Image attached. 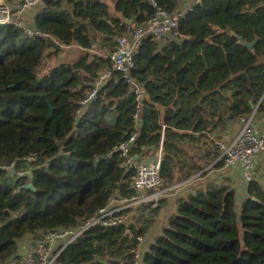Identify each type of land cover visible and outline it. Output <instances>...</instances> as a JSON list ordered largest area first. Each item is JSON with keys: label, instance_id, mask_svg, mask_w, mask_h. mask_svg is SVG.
<instances>
[{"label": "trees", "instance_id": "16d2710c", "mask_svg": "<svg viewBox=\"0 0 264 264\" xmlns=\"http://www.w3.org/2000/svg\"><path fill=\"white\" fill-rule=\"evenodd\" d=\"M113 1L136 26L156 13L149 0ZM157 3L170 14L179 9V0ZM34 27L85 46L92 32L117 42L125 29L104 0H47ZM229 28L250 44L259 37L254 51L228 34ZM47 47L43 36L0 27V264L27 235L72 227L112 199L136 195L135 171L124 167L120 153H111L135 134L134 155L162 144L167 188L192 175L175 179L188 164L186 145L198 148L194 154L201 161L189 166L196 173L223 168L224 137L211 135L264 107V0H204L183 15L169 39L145 37L132 71L143 91L141 106L133 85L118 72L83 106L94 85L74 69L59 65L38 76ZM102 60L96 56L85 68ZM29 156L32 179L2 169ZM175 207L162 231L147 241L140 264H264V188L257 181L249 183L240 204L232 186L210 184L176 199ZM137 211L124 212L127 225L90 229L65 249L59 264H137L132 250L147 233L132 222Z\"/></svg>", "mask_w": 264, "mask_h": 264}, {"label": "built area", "instance_id": "2783aa9c", "mask_svg": "<svg viewBox=\"0 0 264 264\" xmlns=\"http://www.w3.org/2000/svg\"><path fill=\"white\" fill-rule=\"evenodd\" d=\"M47 0H15L11 3L8 0H0V27L14 26L22 30L28 36H43L47 42L49 50L55 51L61 65L72 68L85 57V52L74 45L65 44L53 36L43 35L35 30L34 24L30 22V14L44 6ZM105 2L107 0H104ZM204 0H190L188 4L177 10L174 14L159 8L157 0H149L151 5L156 8L155 15L141 26H126L124 32L117 40L116 48L107 56L112 63V68L101 78V81L88 92L86 99L82 102L83 106L91 105L98 95V90L106 82L112 73L118 72L127 83L133 85V90L140 103L144 97L140 86L136 84L132 77L135 68V56L141 47L145 37L152 36L157 41H164L171 37L177 29L179 20L187 12L202 5ZM114 30H120L119 26H114ZM101 56L100 53L91 54L90 60ZM243 123L241 131L232 137L223 139L220 143L221 159L225 160V166L234 167L241 164L240 183L244 186L249 185L256 173V158L258 154L264 152V135L259 133L255 123V112L247 117L240 119ZM133 138L115 147L111 153H120L124 159V167L127 170L135 171L132 178V186L136 195L131 198L112 199L110 204L101 209L92 217L78 221L72 227L49 229L27 235L18 243L15 254L6 262L1 264H59V258L67 247L74 244L86 232L95 227L110 228L118 225H127L130 217L124 212L135 211L142 206L152 205L156 207L159 199L151 195L163 186L162 162L163 146L155 154L148 153L154 159L146 160L143 157L132 154L131 144ZM33 157L15 159L9 164H5L2 169L18 179H32L34 177L31 163ZM24 163L27 167L20 165ZM138 246L132 250V254L137 264L142 262L144 247L146 244L145 236L137 238Z\"/></svg>", "mask_w": 264, "mask_h": 264}, {"label": "crops", "instance_id": "0c3cea01", "mask_svg": "<svg viewBox=\"0 0 264 264\" xmlns=\"http://www.w3.org/2000/svg\"><path fill=\"white\" fill-rule=\"evenodd\" d=\"M8 1L13 3L15 0H8ZM108 1L109 0H107L106 2ZM189 1L190 0H179V9L185 7ZM39 10L41 9H38L30 14L29 18L31 24L32 23L35 24L36 15ZM65 44L74 45L86 53L83 60H81L76 66L72 67L71 69H74L78 73L82 81H85L88 84H92L94 86L97 85L101 81V78L110 70L111 67L109 62L107 61V56L117 46V42H112L107 35L99 32L91 33V36L86 42L87 44L86 46L79 43L76 40H73L72 42ZM163 44L164 43H162V45ZM96 53H100L101 55L100 57H102L103 60L99 63L98 67L92 70L88 68L86 69L85 65L87 66L92 65L95 61V59L93 61L90 60V55ZM42 64H44L43 66L45 67V70H48V72L52 68L61 65L58 57L55 56V51H51L49 50V48L47 49V54ZM255 123L258 127L259 133L261 135H264V107L259 111L257 109V111L255 112ZM242 125L243 123L241 120L230 122L224 130H220L213 133L211 137L213 138L216 137L217 135H222L224 139H227L229 137L235 136L241 131ZM159 150H160L159 147L152 148L146 151L144 154L140 155V157L144 156L143 159L150 161L154 159L153 156ZM149 152L155 154L153 156H148ZM194 152L196 153L199 152L196 146L186 145L184 157L185 159L188 160L187 161L188 164L184 165L182 172L177 170L175 174V179H178L181 173L182 175H186L189 172H191L192 175L189 178L185 179V181L178 182L173 186L167 188L160 187L159 189L151 192V195L156 196L159 199V203L163 201L165 202L163 204L164 207L161 209V211L159 213H156L154 211V209H157V207L159 206L158 203L156 207L152 205L142 206L139 208V211L135 212L136 216L132 219V222L134 221L135 223L136 220V224L140 226L139 230L145 229L147 231L145 235V239H146V244L144 247L145 250L148 247L147 241H151L159 232H161L162 228L167 223L169 217L176 213V207H175L176 199L181 197L187 198V195L194 194L199 189H203V188L206 189L210 184H219V185L229 184L230 186H232L233 189L236 190L238 194L239 204L242 203V201L244 200L247 193L248 185L244 186L240 183L241 168H242L241 164H237L234 167L224 166L223 168L220 169H214L209 171L208 174H203V172L196 173V171L193 168L189 167L192 166L193 164H196V162L200 163L201 161L197 156H195L196 153L194 154ZM162 156L164 159V154ZM254 181L260 183L264 188V152L258 154L256 158V173H255Z\"/></svg>", "mask_w": 264, "mask_h": 264}, {"label": "water", "instance_id": "95a60500", "mask_svg": "<svg viewBox=\"0 0 264 264\" xmlns=\"http://www.w3.org/2000/svg\"><path fill=\"white\" fill-rule=\"evenodd\" d=\"M107 5L109 6L111 13H112V14H113L118 20H120L124 25H126V26H131V25L136 24V22H137L136 19H134V20H128V19L125 18V16H124L123 13L118 12V10H117V4L115 3V1H113V0H109V1L107 2ZM227 33L230 34L231 36L237 38V39L239 40L240 44H242L243 46L249 48L251 51H254V49H255V45H256V42H258V40H259V37H256L255 41H254L253 43L250 44V43H247L242 37L238 36L237 33H235L231 28H229V29L227 30ZM50 111H51V114H52L53 111H54V109H53V107H52L51 104H50ZM168 170H169V169L167 168L166 161L163 160V162H162V171H161L162 175H163L164 172H168ZM28 189H32V190H34V185H33V184H29V185H28Z\"/></svg>", "mask_w": 264, "mask_h": 264}, {"label": "rangeland", "instance_id": "374dc122", "mask_svg": "<svg viewBox=\"0 0 264 264\" xmlns=\"http://www.w3.org/2000/svg\"><path fill=\"white\" fill-rule=\"evenodd\" d=\"M44 64H42L39 68H38V76L40 77V78H42L44 75H46L47 74V72H48V70H45V67L43 66ZM134 225L137 227L138 226V224H135L134 223ZM140 227V226H139ZM138 228V227H137Z\"/></svg>", "mask_w": 264, "mask_h": 264}]
</instances>
